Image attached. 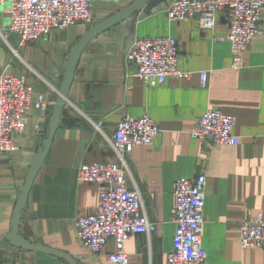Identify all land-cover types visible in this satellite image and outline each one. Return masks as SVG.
<instances>
[{"label":"crops","instance_id":"crops-1","mask_svg":"<svg viewBox=\"0 0 264 264\" xmlns=\"http://www.w3.org/2000/svg\"><path fill=\"white\" fill-rule=\"evenodd\" d=\"M136 0H93L87 25L54 28L36 43L20 46L14 35L3 37L9 22L0 9V75L25 78L31 87L27 125L13 134L16 152L0 153V264H110L112 240L99 255L82 246L74 230L78 216L93 214L100 202L99 187L79 182L81 163H116L110 141L124 118L147 115L160 133L149 147L125 155L128 187L142 194V207L156 230L131 235L125 241L129 264H167L176 227L170 221L174 207L172 186L198 173L206 177L201 243L206 264H264V248L242 249L240 221L249 213L264 218V7L261 33L233 69L231 45L226 39L230 12L215 15L212 30L197 19L169 22L166 9L172 0L151 5L110 24L95 34L79 57L72 83L50 149L27 194L17 237L48 248L39 252L13 247L11 233L15 209L26 177L37 155L53 105L59 95L62 72L71 50L97 26L128 9ZM169 37L177 41L178 70L188 79H167L148 88L134 77L125 54L139 38ZM223 39V40H219ZM207 74L206 88L199 73ZM43 95L49 106L38 111L33 103ZM209 110L234 117L236 146L205 147L190 138L198 118ZM100 124L101 129L95 127ZM41 129L42 135H36Z\"/></svg>","mask_w":264,"mask_h":264},{"label":"built area","instance_id":"built-area-1","mask_svg":"<svg viewBox=\"0 0 264 264\" xmlns=\"http://www.w3.org/2000/svg\"><path fill=\"white\" fill-rule=\"evenodd\" d=\"M93 0H0V9L8 14L5 35H14L20 46L36 43L54 28L60 30L72 24L87 25L92 17ZM264 0H172L166 9L169 22L197 19L203 30H212L215 15L223 9L230 12V29L226 39L231 45L233 69L242 65V54L261 33L260 12ZM219 40H223L220 39ZM134 66V77L148 88H157L167 79H188L191 74L178 70L177 41L169 37L139 38L125 54ZM200 87L206 88L207 74L199 73ZM31 87L26 79L6 73L0 75V153L18 150L12 135H22L27 125ZM36 110L46 112L49 102L43 95L33 103ZM189 132L190 138L205 147L236 146L239 139L233 134L236 125L231 115L209 110L201 115ZM95 127L101 129L98 123ZM160 133L159 126L147 115L124 118L116 124L110 146L116 163H81L76 170L79 182L94 183L99 187L97 210L78 216L74 230L79 242L92 255H99L108 241L115 251L107 257L110 264H129L125 241L131 235L155 232L142 207V194L136 187H128L130 176L125 155L139 147H149ZM36 135H42L37 129ZM206 177L202 173L192 179L181 178L172 186L174 207L170 221L175 233L167 264H206V251L201 243L205 205ZM238 242L242 249L264 248V218L247 214L240 223Z\"/></svg>","mask_w":264,"mask_h":264},{"label":"water","instance_id":"water-1","mask_svg":"<svg viewBox=\"0 0 264 264\" xmlns=\"http://www.w3.org/2000/svg\"><path fill=\"white\" fill-rule=\"evenodd\" d=\"M149 0H136V2L130 6L128 9L121 11V13H119L118 15L108 19L106 22H104V24L102 26H97L94 29L90 30L88 32V34L86 36H84L77 45L74 46V48L71 50V53L69 55V61L68 64L66 65L65 70L62 72V83L61 86L59 88L58 94L59 97L56 100V103L53 105L52 107V112L51 115L48 119V125H47V130L44 134L43 140L41 142V146L37 151V155L33 160V164L30 167V170L28 172V175L26 177V182L24 185V189L21 193V198L17 203L16 209H15V218L13 221V226L11 229V233L9 234L7 240L8 242H10V244L15 247V248H20V249H24V250H32V251H39V252H51V253H55L52 250L48 249V248H41L35 245H32L30 242H28L27 240H22L20 238L17 237V228L19 225V222L22 220V210L25 206V202L27 199V194L29 192V189L34 181V178L38 172V170L40 169V166L42 165V162L44 161L49 149H50V144L53 140V137L56 133L57 130V125L60 121L61 115L63 113V108L65 105V99L67 98L68 94V90L69 87L72 83L73 80V75L74 72L76 70V67L78 65L79 62V57L81 55V53L83 52V50L86 48L88 41L90 40V38H92L95 34L99 33L100 31H102L103 29H105V27H108L110 24L116 23V22H120L121 20H125L130 18L131 16H133L134 14H137L140 10H142L144 7V5L148 2ZM162 0H151V5H153L155 2L159 3ZM57 254V253H55ZM60 255V254H57ZM69 264H73V262L68 259Z\"/></svg>","mask_w":264,"mask_h":264}]
</instances>
